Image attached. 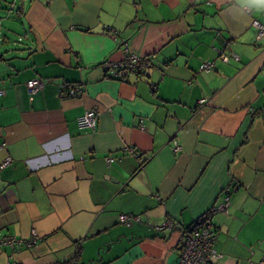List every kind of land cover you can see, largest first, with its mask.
<instances>
[{
	"label": "crops",
	"instance_id": "obj_1",
	"mask_svg": "<svg viewBox=\"0 0 264 264\" xmlns=\"http://www.w3.org/2000/svg\"><path fill=\"white\" fill-rule=\"evenodd\" d=\"M4 3L0 237L20 242L0 264H180L182 230L205 218L214 264H264V0ZM126 46L149 77L102 69Z\"/></svg>",
	"mask_w": 264,
	"mask_h": 264
},
{
	"label": "built area",
	"instance_id": "obj_2",
	"mask_svg": "<svg viewBox=\"0 0 264 264\" xmlns=\"http://www.w3.org/2000/svg\"><path fill=\"white\" fill-rule=\"evenodd\" d=\"M253 27L256 31L255 41L260 42L264 37V25H262L259 21H253ZM220 57L223 62H230V58L225 54H221ZM233 59L237 61L238 57L234 55ZM212 67V63H204L201 69L210 71ZM152 68L153 63L150 58L130 53L127 46L124 49V58L121 62H107L102 65V69L107 74L122 81H125L127 77L131 75L136 77H149V72ZM27 87L31 93H37L43 88V85L39 80L33 79L27 82ZM152 88L155 90L156 86L152 85ZM76 92L77 88H74L72 89L71 94H75ZM97 122V114L92 110H88L78 119V126L82 130L94 131L96 130ZM10 163L11 159H7L3 167L9 165ZM229 206L230 199L226 198L224 202L214 208L213 211L227 215ZM120 221L122 223L140 222L141 218L140 216L135 215H121ZM176 227L178 226L172 223V221H166V223L157 229L163 231L175 229ZM33 236L32 240L23 241L29 247L42 241L36 237L35 233H33ZM182 237L183 242L180 252V264H214L217 259L221 258V256L214 249V244L217 240V232L213 228L211 221L205 222L193 231H183ZM19 242L20 241L16 237H0V246L14 248Z\"/></svg>",
	"mask_w": 264,
	"mask_h": 264
},
{
	"label": "rangeland",
	"instance_id": "obj_3",
	"mask_svg": "<svg viewBox=\"0 0 264 264\" xmlns=\"http://www.w3.org/2000/svg\"><path fill=\"white\" fill-rule=\"evenodd\" d=\"M0 3L2 5L5 4L4 0L3 1L0 0ZM0 19H1V25H2L1 26V30L5 29V28L7 30H9L8 29L9 27L7 25H9V23L15 22V17L8 15V9L5 10L4 6L2 8H0ZM3 33L7 34V32H5V31ZM3 33L0 34V54H6L8 52V50H9V48H12V46H13V43L11 42V39L8 42H5L3 40ZM15 40H17V38Z\"/></svg>",
	"mask_w": 264,
	"mask_h": 264
},
{
	"label": "trees",
	"instance_id": "obj_4",
	"mask_svg": "<svg viewBox=\"0 0 264 264\" xmlns=\"http://www.w3.org/2000/svg\"><path fill=\"white\" fill-rule=\"evenodd\" d=\"M0 20H1V19H0ZM1 26H2V25H1ZM213 212H214V211H213ZM207 221H210V219H209V218L202 219V220H200L199 222H197L193 227L182 230V233H183V231H193V230L196 229L198 226L204 224V223L207 222ZM211 223H212V222H211ZM212 226H213V228L215 229V231L217 232V237H218V231H217V229L215 228V226L213 225V223H212Z\"/></svg>",
	"mask_w": 264,
	"mask_h": 264
}]
</instances>
